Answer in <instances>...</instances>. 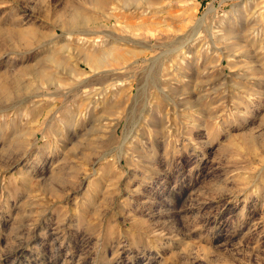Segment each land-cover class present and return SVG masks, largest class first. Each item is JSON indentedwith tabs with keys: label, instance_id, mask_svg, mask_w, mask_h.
Returning a JSON list of instances; mask_svg holds the SVG:
<instances>
[{
	"label": "rangeland",
	"instance_id": "obj_1",
	"mask_svg": "<svg viewBox=\"0 0 264 264\" xmlns=\"http://www.w3.org/2000/svg\"><path fill=\"white\" fill-rule=\"evenodd\" d=\"M0 264H264V0H0Z\"/></svg>",
	"mask_w": 264,
	"mask_h": 264
}]
</instances>
